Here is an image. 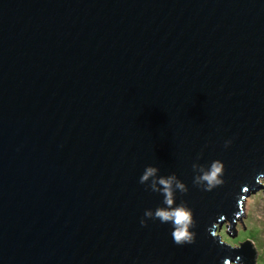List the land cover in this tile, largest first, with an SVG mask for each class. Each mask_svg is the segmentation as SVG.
<instances>
[{
    "label": "water",
    "instance_id": "obj_1",
    "mask_svg": "<svg viewBox=\"0 0 264 264\" xmlns=\"http://www.w3.org/2000/svg\"><path fill=\"white\" fill-rule=\"evenodd\" d=\"M148 166L194 243L144 217ZM263 177L264 0H0V264H255L217 234Z\"/></svg>",
    "mask_w": 264,
    "mask_h": 264
},
{
    "label": "clouds",
    "instance_id": "obj_2",
    "mask_svg": "<svg viewBox=\"0 0 264 264\" xmlns=\"http://www.w3.org/2000/svg\"><path fill=\"white\" fill-rule=\"evenodd\" d=\"M231 141L225 142L227 147ZM192 168L199 174L194 177L193 183L201 186L205 191H211L217 186L225 183L222 179L224 175V164L220 160H215L205 168L203 165L194 163ZM158 169L153 166L145 168L139 182L145 184L146 188L152 192L160 193L163 196V207L153 210H145L144 217L148 219H158L161 223H170L173 227V242L177 245L192 244L195 242L196 233L190 231L195 227L193 211L187 204L181 201L176 204V192L187 193V186L177 178L175 174L169 176H159ZM142 226H146L147 219H141Z\"/></svg>",
    "mask_w": 264,
    "mask_h": 264
},
{
    "label": "rangeland",
    "instance_id": "obj_3",
    "mask_svg": "<svg viewBox=\"0 0 264 264\" xmlns=\"http://www.w3.org/2000/svg\"><path fill=\"white\" fill-rule=\"evenodd\" d=\"M258 182L264 185V177L259 178ZM242 212L240 217L244 229L236 221L233 238L226 234L225 225L217 235L231 247H238V243L243 244L246 240L253 242L257 250L255 264H264V191L256 189L247 195L242 202Z\"/></svg>",
    "mask_w": 264,
    "mask_h": 264
}]
</instances>
